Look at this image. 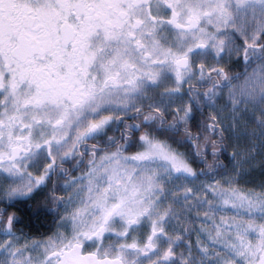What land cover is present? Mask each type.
Instances as JSON below:
<instances>
[{
  "label": "snow or ice",
  "instance_id": "1",
  "mask_svg": "<svg viewBox=\"0 0 264 264\" xmlns=\"http://www.w3.org/2000/svg\"><path fill=\"white\" fill-rule=\"evenodd\" d=\"M0 264H264V0H0Z\"/></svg>",
  "mask_w": 264,
  "mask_h": 264
},
{
  "label": "trees",
  "instance_id": "2",
  "mask_svg": "<svg viewBox=\"0 0 264 264\" xmlns=\"http://www.w3.org/2000/svg\"><path fill=\"white\" fill-rule=\"evenodd\" d=\"M233 70H235V69H233Z\"/></svg>",
  "mask_w": 264,
  "mask_h": 264
}]
</instances>
